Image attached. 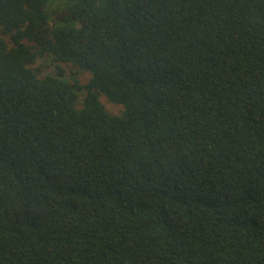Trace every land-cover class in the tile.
<instances>
[{"label":"trees","instance_id":"1","mask_svg":"<svg viewBox=\"0 0 264 264\" xmlns=\"http://www.w3.org/2000/svg\"><path fill=\"white\" fill-rule=\"evenodd\" d=\"M49 1L0 0V264H264V0Z\"/></svg>","mask_w":264,"mask_h":264},{"label":"rangeland","instance_id":"2","mask_svg":"<svg viewBox=\"0 0 264 264\" xmlns=\"http://www.w3.org/2000/svg\"><path fill=\"white\" fill-rule=\"evenodd\" d=\"M66 7V2L64 0H50L48 3V9L50 11L60 12L64 10ZM0 31V35H1ZM4 38L9 42V38L7 35H3ZM57 65L61 66L64 72V78L70 82L76 78L80 83L86 82L89 79L90 73L86 70L79 68L71 63H58L52 60L50 56H45L42 58H38L33 66L38 68L41 75L44 74H55L57 71ZM84 95V91L79 93V100L82 99ZM101 102L105 105V107L112 113H119L122 109V106L119 104L112 103L106 99V97L101 94L100 95Z\"/></svg>","mask_w":264,"mask_h":264}]
</instances>
